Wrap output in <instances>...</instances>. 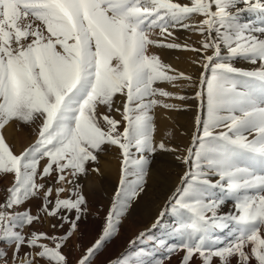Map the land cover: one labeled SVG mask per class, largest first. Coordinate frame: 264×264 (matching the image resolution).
<instances>
[{
    "label": "snow or ice",
    "instance_id": "1",
    "mask_svg": "<svg viewBox=\"0 0 264 264\" xmlns=\"http://www.w3.org/2000/svg\"><path fill=\"white\" fill-rule=\"evenodd\" d=\"M181 30L198 46L179 42ZM153 49L196 53L199 75ZM193 105L180 155L156 139V112ZM10 124L35 133L19 153ZM113 149L119 179L96 212L102 227L86 248L70 245L93 214L79 180ZM162 154L182 172L156 221L102 259ZM0 174L14 177L0 201V264H264V0H0ZM32 199H41L37 214L23 207ZM40 213L57 231H24L43 223Z\"/></svg>",
    "mask_w": 264,
    "mask_h": 264
},
{
    "label": "rangeland",
    "instance_id": "2",
    "mask_svg": "<svg viewBox=\"0 0 264 264\" xmlns=\"http://www.w3.org/2000/svg\"><path fill=\"white\" fill-rule=\"evenodd\" d=\"M258 16L259 13H246L242 18L245 21L258 20ZM181 31H178L176 33L177 37L179 38V42H187L189 44H195L198 46V41L200 37L197 34L189 33L187 31ZM167 52L172 55L184 54V56H187L188 66L186 67V69H177L186 73H191L197 76L199 75L201 69L198 65L193 63L194 61L200 59V57L197 56L196 53L192 51L177 50H167ZM184 56H182V58ZM239 63L242 64L243 62L241 61ZM171 90L175 92L183 91L180 88ZM171 102L176 104L182 103L179 100H173ZM168 114H171L169 118L172 117L168 121L169 128L166 131H163L160 135H158L157 132L156 139H164L165 142L168 143L170 146H179V154L183 155L185 148L190 144L191 133L194 131V105L192 111H170ZM157 122L158 119H156V123ZM169 133L171 135H169ZM6 136L9 142L14 145L17 153H19L23 147L32 143L36 138L34 130L22 127L19 124H11V129L6 130ZM104 162L107 163V167L105 168L104 166L106 165L104 164ZM114 164L116 166H114L113 169L109 168L111 165ZM98 167L99 173L90 170L86 176H82L79 180V183L83 186L85 194L88 196L93 214L88 217V221L86 223H82L80 225L81 231L78 232L72 238V240L69 242L70 245H76L79 242L82 243L84 248H86L100 231L103 224L104 211H100V214L98 216L96 215V212L100 209H104L105 211L107 210L115 190V185L118 183L120 169V159L118 152L113 149L107 154V156H102L100 158ZM110 169L113 171V173L110 171ZM106 170L108 173L106 172ZM180 172H182V169L177 167L174 155L162 154L160 156V158L153 165L152 175L148 181L147 191L141 195L139 202L134 205V210L132 211L131 215L123 221L120 239L116 240V242L110 246L109 250L105 253V256L102 257V259L116 256L125 252L128 249L129 240L134 239L141 232L151 229L162 207L164 206L165 195L168 187L171 185H175L178 182V173ZM0 177H3L2 179H0V201H3L6 197L7 187L11 185L14 180V177L12 175L5 176L4 174H0ZM64 195H67V193H65ZM40 204L41 199H32L29 201L28 204L24 205L23 207H29L30 205L32 213L37 214ZM231 207L232 203L231 201H229L223 210L226 211ZM40 214L42 215L43 223H35L31 228L25 227L24 231L30 232L32 230H42L50 233L57 231L56 229H53L51 227L53 221L50 220L48 217L43 216L42 213ZM165 219L166 222L169 224L173 222V217L171 216H168ZM92 221H95L96 224L92 225ZM65 227H67V225H65ZM227 234L228 230L217 233V235L222 237H227ZM151 235L159 238L163 236V232L160 228H157L151 232ZM178 242V238H171L168 241L169 244H176ZM0 246L4 245L0 244ZM136 247L148 249L152 248V244H138ZM154 252L155 257L157 258H163L166 256V251L163 248L154 249ZM80 254L81 250L73 247L72 259L75 260V258L78 257ZM166 261L167 260H165V263H167Z\"/></svg>",
    "mask_w": 264,
    "mask_h": 264
},
{
    "label": "bare ground",
    "instance_id": "3",
    "mask_svg": "<svg viewBox=\"0 0 264 264\" xmlns=\"http://www.w3.org/2000/svg\"><path fill=\"white\" fill-rule=\"evenodd\" d=\"M181 32H184L183 30L181 31ZM153 51H155V52H159L160 53V55H161V58L166 62V63H169V64H171L174 68H181V70H185L186 69V67L188 66V59H187V56H184V54L183 55H178V54H170V53H168L167 52V50H162V49H153ZM182 56H184L183 58H182ZM170 111H165V110H162V109H158L157 110V112H156V119H158V124H157V128H158V135H160L163 131H166L168 128H169V125H168V121H169V119H171V118H169L170 117V115L168 114ZM173 114V113H172ZM169 115V116H168ZM173 116V115H172ZM11 129V124L9 125V126H7V130H10ZM107 156V155H106ZM115 156V155H114ZM113 157V156H112ZM110 160V159H109ZM103 161H105V160H103ZM107 161H108V157H107ZM100 162V161H99ZM104 164L106 165V166H104V168L105 167H107V163H105L104 162ZM103 164V165H104ZM112 164V163H111ZM114 166H116L115 164L114 165H111L109 168H114ZM107 169V168H106ZM109 171V170H108ZM110 171L113 173V171L110 169ZM109 171V172H110ZM116 171V170H115ZM106 172H107V170H106ZM108 173V172H107ZM88 183V182H87ZM96 224V222L95 221H92V225H95ZM95 237V236H94ZM113 245V244H112ZM178 259V257H176V256H173V258H172V264H176V260ZM167 262V261H166ZM165 264H168V262L167 263H165Z\"/></svg>",
    "mask_w": 264,
    "mask_h": 264
}]
</instances>
